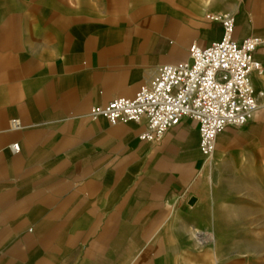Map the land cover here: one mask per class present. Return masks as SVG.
<instances>
[{"label":"crops","instance_id":"crops-1","mask_svg":"<svg viewBox=\"0 0 264 264\" xmlns=\"http://www.w3.org/2000/svg\"><path fill=\"white\" fill-rule=\"evenodd\" d=\"M222 14L264 67V0H0V264H213L188 232L224 178L264 165V71L211 159L193 119L150 142L91 112L221 42Z\"/></svg>","mask_w":264,"mask_h":264},{"label":"built area","instance_id":"built-area-1","mask_svg":"<svg viewBox=\"0 0 264 264\" xmlns=\"http://www.w3.org/2000/svg\"><path fill=\"white\" fill-rule=\"evenodd\" d=\"M211 19L223 25L221 42L205 49L192 45L187 62L160 66L136 98L96 106L91 116L104 117L112 125L145 124L140 139L150 142L160 141L183 120L193 119L199 124L200 150L211 159L223 130L246 126L258 109L251 75L264 71L254 59L261 44L258 38L238 43L233 39V16L222 14ZM13 149L19 151V146Z\"/></svg>","mask_w":264,"mask_h":264},{"label":"rangeland","instance_id":"rangeland-1","mask_svg":"<svg viewBox=\"0 0 264 264\" xmlns=\"http://www.w3.org/2000/svg\"><path fill=\"white\" fill-rule=\"evenodd\" d=\"M193 1L198 4L227 2ZM211 202L205 212H194L193 218L201 222L188 232L208 248L207 262L214 264V247L220 245L221 264H264V165L257 164L235 177L224 178ZM238 252L245 256L237 260Z\"/></svg>","mask_w":264,"mask_h":264}]
</instances>
